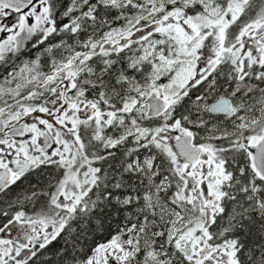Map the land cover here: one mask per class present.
Wrapping results in <instances>:
<instances>
[{
  "label": "rangeland",
  "instance_id": "rangeland-1",
  "mask_svg": "<svg viewBox=\"0 0 264 264\" xmlns=\"http://www.w3.org/2000/svg\"><path fill=\"white\" fill-rule=\"evenodd\" d=\"M26 1L20 0L21 3H18L16 0H0V3H8L7 9H10L9 12L4 13L5 17L2 19L6 25L0 23V55L10 48V35L17 30L15 28H17L16 21L18 19L16 14L18 12H22L24 17L26 15L28 21L27 32L30 31V28L32 30L35 25L38 26L39 24H34L32 21H39L38 8L41 4L35 3L29 7ZM102 1L104 4L118 7L135 6L138 11L135 12L134 17L127 21L124 26L103 31L98 37L86 40L78 48H73L71 44L63 45L61 43L50 46L48 49L50 63L47 66L50 70H45L44 66H40L39 62L34 59L29 60L20 66L16 79L5 81V85L0 86L1 124L4 128L8 127L9 123L15 124L19 121H22L25 125L24 132H26V137L23 136V138L20 135L21 137L19 138L22 141L18 146L22 157H31V159L37 157L38 161L44 160L43 155H47V150L51 146V143L47 142V139L41 140L40 136L36 135L35 128H41L39 124L42 120L39 119L40 117H33L34 113L32 114L33 110L28 108V101L40 98V93H43L45 89L50 90V86L53 87L52 93L56 94L58 91H61L62 97L65 100L73 88L72 82L74 81L73 75L75 73L73 68L78 65V62L89 56L91 52H96L97 49L104 53L106 51H114L118 47H123L133 42L141 46L139 49H136L139 52L138 55L134 59H131L132 65H136L138 69L136 70L140 72L138 75H133L131 80H128L130 77L126 78L125 76L123 79H120L121 83H125L124 88L126 93H129L128 95L126 94L129 102L120 106L121 112L124 114L133 111L138 116H141L142 109L146 113V100L151 94L163 99L167 103V110L157 121L152 123L153 128L150 131L148 128L143 129L142 124L134 125L132 123L128 133L116 137L112 143L115 144L132 133L137 134L138 131L136 130H139L141 134H144L143 136H147L145 140L153 147L164 148V153H169L171 149H174L175 141L178 140L183 132L190 134L188 130L182 129L179 126L175 129L173 127L166 128V131L157 134L155 132L152 133V131L153 129L155 130V127L162 126L173 117L175 111L173 106L189 85L198 83L201 78H205L212 73L213 68H206L209 63L216 60L221 63L225 60V53L228 51L224 48L225 30L232 23L238 7H233L232 11H225L218 0H177L184 7H192L195 3H198L206 14L205 18L195 21L189 17L183 18L176 12L162 17L159 23H148L146 27L136 28L135 30L133 28L142 20H148L150 15L162 10L166 2L172 4L176 0ZM37 2L43 3L42 0H38ZM76 5L77 1L73 6L75 7ZM0 11L3 10L1 9ZM203 29H206L205 33H202L201 30ZM127 32L128 36H125ZM155 33H159L163 36V39L153 37ZM240 45L242 46V55L239 56V63H241V58L243 57L249 58L251 62L264 61V44L259 43L256 37L253 38L247 31L240 34ZM165 77L170 78L169 87L157 84L158 80ZM60 78L61 83L57 84L56 82ZM130 91H136L137 93L130 94ZM77 95L79 96V93ZM221 96L233 97L235 99L233 113L227 119H210L211 117L207 116L209 114L207 106L211 102H207L206 99L201 98L189 103L188 110L198 115L196 121H198L203 129L202 134L197 138V144L204 149V163L187 169L174 157L172 163L176 178L181 182V186L178 187L179 191L175 192L171 197V193L164 195L166 190L163 187L165 181L162 184H156L154 179L152 180L155 176L152 170L153 161L151 158L146 159V172L144 174L149 180L147 179L145 185L146 192L142 197V203H140L136 214L130 211L125 213V218H129L130 224L126 227L123 226L116 235L117 240L128 248L127 253L121 252L120 247L117 245L116 249L124 256L121 259L115 258L111 255V249H106L110 244L108 243L104 246L105 244L101 243L93 249L91 256L85 264H175L170 257L168 259L165 258L163 252L156 248V242L162 236H166L168 240H172L173 238L175 239V235L177 234L178 238L176 236L177 241L175 243L179 239L185 241L188 239V236H196L197 230H199L202 224V220L199 221L198 219L203 217L204 211L202 206H198L196 203L197 192L193 189L195 184L199 183L203 185V187L201 186V194L204 197H210L213 203L215 200H222L225 196V193L222 194L221 190L222 188H226V181L229 177L223 174L224 161L222 153L224 151H216L211 148L212 146L208 144L209 140L207 139L231 138L238 133L240 134L243 130L250 131L256 123L264 120V86L235 85L226 94L216 96L212 102ZM61 106L64 112L53 111L51 117L48 119L51 120L52 131L49 132L51 136L53 134L55 136L56 134L54 123L56 117L62 118L66 114L67 117H72L74 120L77 119V117L73 116L75 108H72L69 102L62 101ZM12 107L14 108L10 110ZM132 108L133 110H131ZM84 110L82 108L81 112L83 113ZM88 111L89 113L84 117L92 118L93 122H102L103 124L111 122V120L116 119L121 114L118 111L115 112L113 109L100 107H98V111L96 109H88ZM30 114H32V117H29ZM37 116H40V114ZM26 117L27 120L25 119ZM124 117L126 119L132 118L130 116ZM21 118L23 120H20ZM70 126V124L67 125L68 129ZM137 135L140 136V134ZM263 135L264 126H259L256 128V135L254 136L249 132L245 137L237 136L232 139L236 146L239 147L236 150H243L245 152V156L242 159L253 158V151L261 141ZM37 137H39L38 140H40L41 146L36 143ZM38 146L42 147L40 151H37ZM36 151L42 154L37 155ZM75 153L78 156L79 153ZM21 156L18 163L13 166V173L16 176H19L23 171L20 167V162L23 161ZM222 162L223 164H219ZM251 168L255 173L249 175V188L252 194H255L258 189L253 183L260 176L254 168L253 159L251 160ZM78 173L77 178L69 174L62 184L56 188L57 197L54 199L55 206H49L50 209L45 212L41 219L55 220V218L59 219L64 212L67 213L68 217L74 212L76 205L86 196L85 192L88 190V184L85 181L86 168L84 164L81 165ZM249 188L248 190H250ZM186 197L193 199L186 201ZM119 201L120 205L127 206L129 204L127 199L123 203L121 199ZM261 206V202L256 205L257 208ZM190 223H194L193 226L181 234L182 228ZM201 234L199 235L200 238ZM12 236L13 234L9 230H2L0 232V259L7 252L14 250L7 244V239L13 238ZM111 240H114V237ZM208 240H214L213 235L209 236ZM218 244L221 245L223 254L228 255L225 252L226 250H228L230 255L234 253L231 246L223 241V238ZM177 246L178 250L183 252L184 245ZM100 248H105L108 252L104 250L99 255L97 252ZM188 261H192V258H189ZM194 264L200 263L194 262Z\"/></svg>",
  "mask_w": 264,
  "mask_h": 264
},
{
  "label": "trees",
  "instance_id": "trees-1",
  "mask_svg": "<svg viewBox=\"0 0 264 264\" xmlns=\"http://www.w3.org/2000/svg\"><path fill=\"white\" fill-rule=\"evenodd\" d=\"M16 1L21 3L20 0ZM21 1L24 2L25 0ZM37 1L27 0L26 2L29 7L35 3L41 4L38 8L39 21H32L34 24H39L38 26L35 25L32 30L30 28L26 40L23 39L21 23L17 24V28H15L17 30L10 35V48L0 55V75L8 69L6 67L7 63L13 59V55H21L25 47H27L28 60L39 57V65L44 66L45 70H50L49 67L47 68L50 63L48 50L50 45L54 46L57 43L71 44L73 48H78L86 40L98 37L103 31L124 26L138 11L135 6L118 7L104 4L102 0H84V2L82 0H42L43 3ZM76 1L77 5L74 7ZM218 1L225 11H232L233 7H238L232 23L225 30L224 48L228 50L225 53V60L221 63L218 62L212 73L207 77L201 78L196 84L189 85L173 106L175 111L172 119L162 126L155 127L152 133L157 134L166 131V128L173 127L175 129L179 126L188 130L197 142V138L200 137L203 129L196 121L198 115L188 110L189 103L201 98L210 103L216 96L226 94L235 85L264 86V61L251 62L249 58L243 57L241 63H239V56L242 55V46L240 45V34L242 32L247 31L253 38L256 37L259 43L264 44V0ZM8 6V3H0V10H3L0 11V23L5 25L6 23L2 19L5 17L4 13L10 11V9H7ZM176 12L183 18L189 17L195 21L203 20L206 16L202 6L198 3H195L192 7H184L181 2L176 0L172 4L166 2L162 10L150 15L148 20H142L133 29L146 27L148 23H159L162 17ZM201 31L205 33L206 29ZM125 36H128V32ZM153 37L163 39V36L159 33H155ZM172 46L174 45L172 44ZM139 47L141 46L133 42L122 49L109 51L107 53L109 61L107 73L101 66L104 53L97 49L91 56V60L87 61L83 58L73 68V70H76V81L81 77L79 70L85 69L91 64L94 69L93 80L99 85L105 81L103 83L106 84L102 85H107L109 91L115 90L111 87L117 84L114 78L118 64L121 69L120 62H122L125 77L138 75L140 72L137 71V66H133L131 63V59L138 55L139 52L136 49H139ZM110 61L113 63L112 68H110ZM82 76L85 75L82 74ZM170 82V78L165 77L158 80L157 84L169 87ZM123 84L125 83L123 82ZM52 88L50 86V90L45 89L43 93H40V98L28 101V108L33 110L32 114L34 113L33 117H40L39 119L42 120L39 124L41 128H35L36 135H39L41 140L47 139V142L51 145L55 137L54 134L51 136L49 133L52 131V127L51 120H48L54 111L55 93H52ZM128 102V99L124 101L125 104ZM115 103L117 104V102ZM120 106L117 104V107L110 109L117 112L121 109ZM38 114L40 116H37ZM123 115L133 117L134 112L124 113ZM207 116L211 117L212 120L220 119L210 113ZM155 121L157 120L155 119ZM11 125L15 126V129L7 130L0 122V142H5L4 138L7 136L16 139L21 137L20 135L26 137L25 125L22 121L15 124L9 123L8 126ZM85 126L84 122L80 126L83 129L80 131L84 139L86 138ZM259 126H264V120L256 123L250 131L243 130L240 134L238 133L231 138L207 139L209 140L208 144L216 151H224L222 158L224 159L223 156H225L229 164H233L228 155L235 152L239 147L232 139L237 136L245 137L249 132L254 136L256 135V128ZM38 139L39 137L36 138V143L41 146ZM85 140L83 141L84 155H86ZM18 146L16 149H18ZM118 147L124 153L123 162L120 163L115 160L112 163L109 160L107 167H101L104 176L99 182V189H94L96 191L91 193V198L87 195L78 202L74 212L67 218L60 232L48 244L39 246L33 252L19 254L15 253L14 250L7 252L0 259V264H85L97 245L110 241L114 235H117L123 223L130 222L129 218H125L128 205L121 208L116 196L119 194V196L125 197L136 192H139L141 196L145 194V177L142 178V170L144 169V157L147 156L143 151L146 149L156 153L153 161L154 181L156 184H162L165 181L163 186L166 189L164 195L171 193L172 197L175 192L179 191L178 187L181 186V182L176 178L174 165L170 157L164 153V148H155L143 139L139 143H132L127 139ZM98 148L101 149L100 144H98ZM134 149H138L136 152H140L139 159L142 165L138 170L140 177L136 175L132 168H129L131 160L136 156H129L128 152L134 151ZM111 157L109 155L108 158ZM68 175V169L60 168L57 164H51L39 165L17 178L0 195V232L14 219L22 221L41 219L51 206H55L56 188L62 184ZM239 178H242L241 182L236 184L234 180L229 188H224L229 195L220 202L221 215L219 222L221 230L227 231L222 234L223 241L234 245L233 249L236 250L235 264H264V180H254L253 185H256L258 190L255 194H252L249 188L250 177L248 176L247 180L246 176L245 178L243 176ZM251 188L253 189L252 186ZM51 189L54 192L52 191L50 196ZM30 194H33V196L30 197ZM22 197H26L23 208L16 204V200ZM260 202L262 206L257 208L256 205ZM224 220L230 226L229 229L223 228L222 223ZM230 220L232 223H230ZM176 236L177 234L175 239L172 240H168L166 236L160 237L157 239L156 248L161 250L165 257H170L175 264H186L184 252L178 250V242L175 243L178 238Z\"/></svg>",
  "mask_w": 264,
  "mask_h": 264
},
{
  "label": "flooded vegetation",
  "instance_id": "flooded-vegetation-1",
  "mask_svg": "<svg viewBox=\"0 0 264 264\" xmlns=\"http://www.w3.org/2000/svg\"><path fill=\"white\" fill-rule=\"evenodd\" d=\"M26 13V11H25ZM24 13V14H25ZM17 24L21 23L23 27V39L26 40L27 38V19L26 15L25 17L23 16L22 12H18L17 14ZM51 46V45H50ZM124 48L118 47L117 50ZM109 51L104 52L102 55L103 58V63L101 66H103V70L108 72V66H109V61H108V53ZM95 52H91L89 56H87L85 59L91 60V56ZM13 59L8 61L7 66L8 69L5 71V73L0 75V86L5 85V81H11L16 79V75L20 69V66L29 61L27 57V47H25L22 51L21 55H13ZM34 60L38 61L39 57L35 58ZM218 60L212 61L209 63L207 67L214 68L215 65L217 64ZM113 67V63L110 61V68ZM120 67L119 64L117 66V71H116V76H115V82L117 83L116 86H112L111 88H114L115 90L109 91V87L107 85H102L106 84L101 83L99 85L96 81L93 80V67L91 64H89L85 69H80L79 73L81 74V77L76 81V70L73 79L74 81L72 82V89L69 92V94L66 96V99L64 100L62 97V92L58 91L55 96H54V112L58 111L64 112L63 107L61 106L62 101H67L69 102L70 106L74 109L73 116L77 117L76 120H74L72 117H67L66 114L62 118L56 117L54 120L55 127H56V134L54 137V140L52 142L51 147L47 150V155L44 156V160L38 161L37 157L30 159L27 157H22L20 154V150L16 149V147L21 143L22 139L15 138V137H5L4 140L5 142H0V170L3 168H8L9 173H10V184L7 186L9 187L14 181L19 178L20 176L23 175V173L36 168L39 165H51V164H57L60 168L63 169H68V173L71 174L73 177L77 178L78 177V170L80 169L81 165L84 164V167L86 168V173H85V181L86 184H88V190L85 192L86 196L88 195L89 198H91V193L95 192L97 189L100 187V180L103 179V174L101 171V167H107L109 164V160H111L112 163L117 160L118 162L122 163L123 162V157L124 153H122V149L119 148L118 146L122 145L123 141L129 139L132 143H139L140 140L143 138V140L147 139V136H143L144 134H141L138 131L137 135L135 133H132L131 135L126 136L125 138L120 139L117 143L113 144L112 141L116 137H119L120 135H126L128 131L131 129V124H142L143 129H149L153 127L152 123L157 120L159 117L152 118L149 116V107H148V99L151 96H156L154 94H151L149 98L146 100L145 106L146 108V113H144V110L142 109V114L141 116H138L137 114L132 118L126 119L122 112L121 109L118 110L120 116H118L116 119L111 120V122L107 124H103L102 122H93L92 118H86L87 113H89L88 109H96L98 111V107L100 108H113L117 107V104L122 105L124 101L127 98L126 94L128 95L129 93H126V90L124 88V84L120 82V79L124 77L123 69H122V62H120ZM205 68V69H206ZM110 70V69H109ZM84 74L85 76H82ZM133 75L128 78V80H131ZM62 77V76H61ZM57 84L61 83V78L56 82ZM95 89V90H94ZM79 93V96L77 95ZM136 94V91H130V94ZM159 97V96H158ZM230 98V97H229ZM233 102V107L235 106V99L232 97L230 98ZM117 102V104L115 103ZM167 104V103H166ZM14 107H12L10 110H12ZM84 108V112L82 113L81 110ZM139 108V107H138ZM140 109V108H139ZM167 110V109H166ZM233 113V112H232ZM220 119H227L229 116H219ZM27 120V117L25 118ZM133 119V120H132ZM172 117L169 119L171 120ZM85 123V138L82 136L81 131L83 130L80 128L82 123ZM70 124V128L68 129L67 125ZM6 129L11 130L15 129V126H8ZM134 130V131H135ZM181 131V130H180ZM125 132V133H124ZM185 132H183L181 135H183ZM149 134V132H148ZM85 140L86 142V155L83 154V148L84 144L83 141ZM194 143L197 144V142ZM16 144V145H15ZM38 144V143H37ZM98 144L101 145V149L98 148ZM198 145V144H197ZM200 146V145H199ZM201 147V146H200ZM41 147H37V151H40ZM138 149H134V151H129L128 155L129 156H136V158H133L131 160V163L129 164V168H132L136 175L140 177L138 170L141 168V161L139 159V153L136 152ZM202 154L200 158L198 159L197 162L189 165L186 162L183 161L182 158H180L177 154L175 149H171L169 153H166L169 157L170 160L172 161L174 157L178 161L181 162V165L186 167L187 169L192 168L194 166H197L199 164L204 163L203 161V156H204V149H202ZM35 152L37 155L42 154L41 152ZM79 153L78 156L75 153ZM150 150L146 149L143 151L144 154H147V156L144 157L143 164H144V169L142 170V178L145 177V185L147 183V179L149 178L144 174L146 172V167H145V161L146 159H152L154 161L155 152H151ZM150 153V154H149ZM101 155V156H100ZM112 156L111 158H108ZM22 158L23 161H21V169L23 171L19 176H16L13 173V166L18 163L19 158ZM245 156V152L243 150H235V152L230 153L228 155V158L231 160L233 164H229L227 158L224 157L223 162L219 164H223L224 168V176H228V180L226 181V188H229V185H231L232 181L241 182L242 178H239L240 176H243L246 180L249 175H252L253 172L251 168V160L250 157L248 159L242 157ZM70 157V159H69ZM253 157V154H252ZM218 163V161H217ZM222 166V167H223ZM152 170H153V163H152ZM226 170V171H225ZM256 170V169H255ZM154 172V170H153ZM155 173V172H154ZM259 174V173H258ZM260 176V174H259ZM155 180V176L152 178V180ZM238 179V180H236ZM257 180H264L263 177L257 178ZM183 182V181H182ZM93 184V187L91 188ZM140 184V183H139ZM184 184V182H183ZM182 184V185H183ZM57 185V183H56ZM203 185L196 183L194 188L197 192V204L198 206H202L204 214L203 217L199 218L198 220H202V224L197 230L196 236H186L188 239L187 240H178V245H184V255L186 257V264H194L200 263V264H235L236 262V250L233 249L234 245L232 243H228L229 246L233 249L234 253L232 255L229 254L228 250L225 252L228 253V255L222 253V247L220 244H218L219 241L222 240L223 236H221L223 233L227 232L225 230H221V225H220V202L222 201L221 199L215 200L213 203L210 197H204L202 193V187ZM0 188V195L1 192L5 191L7 188ZM94 189H96L94 191ZM52 191L50 190V196ZM221 193L224 194L225 196L222 198H226L229 194L226 193V190L222 188ZM6 195V194H4ZM30 197L33 196V194L29 195ZM144 196V195H143ZM139 192L133 193L132 195H128L125 197L119 196V194L116 196V200L120 202L119 200L121 199V202L123 203L124 200L127 199L128 201V207L127 210L128 212L132 213H137L138 209L140 207V203H142V197ZM25 198L22 197L16 200L17 206L24 207L25 205ZM29 198V197H28ZM27 198V199H28ZM189 199H193L191 197H186L185 200L188 201ZM184 203V201H182ZM24 203V204H23ZM192 204V203H191ZM121 208L124 207L123 204L120 205ZM192 209V208H191ZM194 215H196L194 212H192ZM68 216L67 213H63L62 216L55 220H50V219H34L32 221H22V220H13L10 223H8L2 230H9L13 234V238H8L7 239V244L10 245L16 253H24V252H33L35 251L39 246H43L48 244L62 229L64 226L65 221L67 220ZM130 223H127L126 225L123 223L122 226L120 227V230L122 229L123 226H127ZM194 224V223H193ZM192 223L188 224L187 226L183 227L180 233H185L186 230H188L190 227L193 226ZM223 228L229 229V225L227 224L226 220L223 221L222 223ZM1 230V231H2ZM200 233L201 238H200ZM214 237V240L209 241L208 237L212 236ZM25 241V243H24ZM167 246V245H166ZM165 258L168 259L166 256ZM189 258H192V261H188Z\"/></svg>",
  "mask_w": 264,
  "mask_h": 264
},
{
  "label": "water",
  "instance_id": "water-1",
  "mask_svg": "<svg viewBox=\"0 0 264 264\" xmlns=\"http://www.w3.org/2000/svg\"><path fill=\"white\" fill-rule=\"evenodd\" d=\"M149 116L152 118L161 116L167 109L166 102L158 96H151L148 101ZM208 113L219 116H229L233 112V102L227 96H221L208 104ZM176 154L184 162L191 165L198 161L202 154L201 147L194 143L191 134L184 133L174 143ZM253 165L256 171L264 178V135L253 151ZM10 184L9 169L0 170V188L3 189Z\"/></svg>",
  "mask_w": 264,
  "mask_h": 264
},
{
  "label": "bare ground",
  "instance_id": "bare-ground-1",
  "mask_svg": "<svg viewBox=\"0 0 264 264\" xmlns=\"http://www.w3.org/2000/svg\"><path fill=\"white\" fill-rule=\"evenodd\" d=\"M106 249H111V255L114 256L115 258L121 259L124 256L118 250H116L115 248H112L110 245L107 246ZM104 250H105V248H100L99 251L97 252V254H99V255L102 254Z\"/></svg>",
  "mask_w": 264,
  "mask_h": 264
}]
</instances>
